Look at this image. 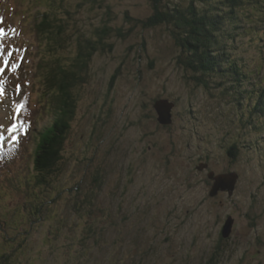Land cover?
<instances>
[{
    "label": "rangeland",
    "instance_id": "374dc122",
    "mask_svg": "<svg viewBox=\"0 0 264 264\" xmlns=\"http://www.w3.org/2000/svg\"><path fill=\"white\" fill-rule=\"evenodd\" d=\"M50 1L0 0V145L23 150L12 166L22 191L0 174V257L13 253L14 264H264V119H251L250 96L240 94L264 88V27L259 43L250 35L236 40L233 56L253 72L232 93L226 88L234 80L223 86L202 76L208 86L198 84L201 75L180 62L186 56L172 25L145 27L150 0H56L72 15L73 42L61 59L77 54L82 34L98 39L106 27L112 34L78 87L65 171L52 188L34 190L26 185L36 137L52 121L35 77V26ZM28 98L38 114L21 126ZM159 99L175 103L170 126L158 120ZM203 164L209 167L200 171ZM211 172L239 175L233 196H210ZM229 217L235 224L224 240Z\"/></svg>",
    "mask_w": 264,
    "mask_h": 264
},
{
    "label": "trees",
    "instance_id": "16d2710c",
    "mask_svg": "<svg viewBox=\"0 0 264 264\" xmlns=\"http://www.w3.org/2000/svg\"><path fill=\"white\" fill-rule=\"evenodd\" d=\"M150 1L153 15L144 26H173L177 45L186 56L185 59H180V62L186 69L201 75V78L196 79L198 84L208 86V81L203 80L202 76L221 78L223 86H227V81L234 80L236 85L231 84V88L228 86L226 90L236 93L237 83H241L243 78L251 77L249 75L253 71L246 67L242 58L233 56V49L237 38L243 35H250L251 40L257 43L263 41L259 30L264 27V0H188L186 6L174 7L164 4L165 0ZM50 2V6L41 13L35 26V35L40 44L38 47L41 46V57L37 63L38 73L35 77H40L38 83L41 85L42 97L46 101L52 121L43 127L36 137L38 143L32 160L33 180L26 185L28 189L34 190L52 188L63 175L67 165L66 145L77 114L78 87L85 83L94 55L105 51L107 45L104 40L112 34L109 27L98 33V39H90L82 34L77 39V54L67 61L61 59L60 52L68 50L73 42L69 22L72 15L70 12L63 15L64 1L59 6L56 0ZM258 14L262 17L260 20L256 16ZM250 20L255 21V24L251 27L244 25ZM109 47L113 51V45ZM257 75L260 78L261 69L257 71ZM116 79L117 74L112 77L111 90ZM33 87L27 86L25 93L30 88L33 91ZM13 89L11 87V90ZM240 94L250 96L251 119H264V88L255 86L254 90L246 89ZM31 107V99L28 98L18 119L21 126L33 124V118L37 116L38 111ZM24 139L26 138L22 140ZM233 151L230 153L231 157L237 158L234 155L235 149ZM22 152L20 144L0 146V174H4L11 188L18 191L22 190L20 185L15 186L12 183L15 177L12 166L17 164L16 159ZM4 225H8L7 222ZM12 254L5 253L0 257V261L4 264H14L16 255Z\"/></svg>",
    "mask_w": 264,
    "mask_h": 264
},
{
    "label": "water",
    "instance_id": "95a60500",
    "mask_svg": "<svg viewBox=\"0 0 264 264\" xmlns=\"http://www.w3.org/2000/svg\"><path fill=\"white\" fill-rule=\"evenodd\" d=\"M155 111L158 115V120L163 126H170L173 124V110L175 108V103L171 102L168 99H159L155 103ZM209 166L203 164L199 168L200 171L206 170ZM209 179L213 181L212 189L210 191V196L212 198L218 196L220 193H227L230 197L233 196L236 189L237 183L239 181V175L235 172L224 173V174H215L211 172L209 174ZM235 220L232 217H229L225 223V226L222 229L221 235L224 240H227L232 231Z\"/></svg>",
    "mask_w": 264,
    "mask_h": 264
},
{
    "label": "snow or ice",
    "instance_id": "6c2138e0",
    "mask_svg": "<svg viewBox=\"0 0 264 264\" xmlns=\"http://www.w3.org/2000/svg\"><path fill=\"white\" fill-rule=\"evenodd\" d=\"M0 34H3L2 30H0ZM3 69H0V72H2ZM0 94H2V89H0ZM21 108L23 107V105L20 106ZM13 130H15V126L13 128Z\"/></svg>",
    "mask_w": 264,
    "mask_h": 264
},
{
    "label": "flooded vegetation",
    "instance_id": "af4514ba",
    "mask_svg": "<svg viewBox=\"0 0 264 264\" xmlns=\"http://www.w3.org/2000/svg\"><path fill=\"white\" fill-rule=\"evenodd\" d=\"M217 175H219V174H217Z\"/></svg>",
    "mask_w": 264,
    "mask_h": 264
}]
</instances>
